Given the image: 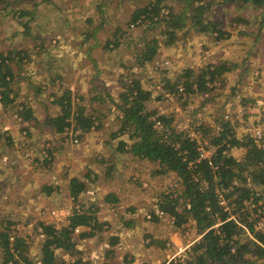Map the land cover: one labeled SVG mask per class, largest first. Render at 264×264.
<instances>
[{
  "label": "rangeland",
  "instance_id": "obj_1",
  "mask_svg": "<svg viewBox=\"0 0 264 264\" xmlns=\"http://www.w3.org/2000/svg\"><path fill=\"white\" fill-rule=\"evenodd\" d=\"M218 1L220 0H215V4L212 6V13L213 17L217 18L224 28L227 29L229 35L226 39L214 41L210 36L203 35L195 30H189L188 33L184 34L185 27L178 30L176 32L177 37L172 43L168 44L163 43L162 26L157 24L153 27L151 25L133 26L130 24L128 16L137 5L134 0L40 1L35 6L36 11H39L38 13L34 14L33 17L26 16L21 19L22 22H28L30 28L28 31H24L23 26L19 25L11 14L2 15L0 13V50L15 52L27 49L30 58L33 60L32 62H27L25 61L26 59L22 60L23 67L19 73V79L14 82V89L20 90L21 96H18L14 105L21 100H26V93L30 92V94L28 93L29 96L37 93V96L31 99V105L34 108V115L37 117V121H42L46 114L54 113L56 110V106L51 103L53 100L52 96H50L51 93L60 94L65 89H69V86L75 88L73 84L77 83L76 81H79V77L82 75L86 76V80L88 77L92 85L96 84L100 88L102 85L107 84V89H110L116 99L120 88L119 80L122 75L134 73L141 79L144 87L152 88L154 90L153 95H158L163 90L161 86V78L163 76L173 81L176 75L180 74L186 67L198 69L205 63H218L227 60L230 64L237 65L226 73V81L221 88L217 89L216 87L218 86H216L206 93L194 94L186 103L184 98L179 97L178 93L182 91L170 94L165 90L164 96L159 101L150 100L147 103V108L173 115L175 126L179 130L187 131L190 136H195L196 138H199V134L193 129V126L196 125H192L193 119H198V122H203L206 126L214 127L221 122L223 114L225 115L224 119L231 120L235 124L234 130L237 135L241 136L242 134L250 133L257 138L254 135L255 131L260 130L261 138H264V18L251 17V15L253 16L257 13L253 8L241 12L242 10H235L232 5L218 3ZM146 2L148 1L140 0L138 4L142 6ZM172 2L178 5L176 0H166L165 4H171ZM28 6L29 8L34 7L32 4ZM0 8H2L1 4ZM240 13L248 18L250 22L248 29H244L245 24L237 25L232 22L236 14ZM91 17L94 19L92 25L86 23V18ZM96 26L99 27L96 34L88 37V39L92 37L97 39V45L94 46L91 57L94 60L93 66L95 65L99 74L97 77L92 78L90 76H93L96 71L94 72L93 68L90 67L91 61L77 62V57L83 53V47H85L83 44V39L86 38L85 32L91 33L92 28ZM115 28H122L129 36L127 38L119 37L116 48L113 51H106L102 46L111 38V32ZM243 29L248 30V32L242 33L243 31L241 30ZM37 30H40L38 31L40 38H46L43 47H40L38 39L36 41L34 38L33 34L37 33ZM118 34H120V31H118ZM143 35L158 38L160 48L151 62L146 66L140 67L138 63H135L134 53L140 50L139 41ZM54 56L61 58L62 66H65L68 76H76L77 73L74 70H78L76 80L72 78H67V80L64 78L60 79L52 75L54 77L52 81H50V77H44L48 81H42L41 74L32 70L34 66L36 67L35 64L39 66L37 63L39 58L50 59ZM243 59H245L247 69H244L241 65ZM12 66L15 65L12 64ZM73 66L76 69H73ZM79 66L84 67L83 71L80 70ZM103 77L106 79V83L101 82L102 79L100 78ZM67 81H71L73 84H68ZM117 81L118 84L116 85ZM44 82H48V84ZM178 84L181 83L178 82ZM212 85H218V82ZM28 86H32L33 89ZM37 86H40L41 92H37ZM69 90L72 91V89ZM100 91L104 93L105 90L102 88ZM82 96L84 97V93L82 95L80 91H72V106L81 102ZM107 100L109 101L106 96L105 102ZM82 103L86 105L88 111L97 110L96 112L101 114L100 118L102 120L98 128L92 130L93 132L90 131V133L95 134H89L87 139L86 134L82 137L79 135L77 143H73L65 135L70 134V129L73 128L74 123H71L68 127L66 126L61 134L51 131L48 127H43L44 130L42 132L48 130L47 134L30 138L28 130H31V128L23 130L19 126H25V124H22L24 122L18 123L19 120L16 122V107L7 105L1 108L0 106V120L1 117L3 120V130L0 128V131H3V138L0 140V220L7 215L5 213L9 209H13L18 214L14 215L15 212H12L13 215L9 216L11 218L19 215L23 216L26 213H28L26 216H31L29 218L25 217V219L20 216L17 217V222L22 224L17 235L25 237L28 253H31V257L34 259L37 256L40 257L39 249L44 239L39 222L44 220L45 223H55L57 226H61L65 223L60 219L61 217L68 216L72 211L71 208L79 209L78 203L76 202L75 204L71 197L69 202L72 205L71 208L68 206L69 211L60 212L62 210L59 209L62 208L64 210L67 208L62 207V203H67V198H65L64 194L68 192L70 179L76 177L84 180V178L80 177V173L83 172L82 166L91 169L96 164L97 166L101 165L99 164V159L95 156V152L98 153L99 149L100 154L103 155L100 160H105V165L113 167L114 165L110 162L123 161V159L120 160L117 157L118 153L112 154L105 149L103 151L101 148L103 146L102 142H104L103 138L108 136L101 137L100 133H108V128H110L109 126L105 127L102 122L109 117L106 121L114 122L113 129L115 132L114 127L119 124L118 122L116 124V118H119L118 111L115 110L110 102L104 105L101 103V106L97 108L89 107L87 105L88 102L83 100ZM7 121L14 123L19 128L14 131L16 133L15 139H12L10 134H6V132L11 130L8 126L12 125ZM5 125L7 129H4ZM118 127L119 125L117 129ZM36 128L39 129L38 127ZM85 139L87 140L86 144L94 148L92 157H90V154H83L82 145ZM205 140L203 146L208 151V154H211L213 148ZM96 149L97 151H95ZM48 151H50L52 160L48 165H43L41 163L43 157H50ZM231 153L239 156L240 150L234 148ZM37 156H39L40 160L36 162L35 157ZM129 162L131 161L129 160ZM123 167H125L124 162L119 164L118 167H114L116 172L118 171L116 180L119 181V189L122 191L121 203L115 206L120 212L113 210V206L110 204L94 203L86 205V208L89 209L91 207V210L92 207L93 209L99 208L97 211L102 212L103 215L101 217L104 218L100 221L106 223L104 226L105 230L118 227L120 228L119 235L121 238L124 239L125 237L129 242V244H123L122 246L128 245L129 247L127 248H130L131 251L118 254L115 264L118 261L120 264H185L186 249L198 238L195 228L189 223L175 228L172 225V219L159 209V202L165 199L164 195L176 186L174 185L171 188V185L176 183L175 175L173 173H166L161 176L156 175L153 173V164L147 165V163L146 167L148 169L142 171L135 168V171L129 170L126 173L128 167L127 165L125 168ZM37 168H40V171L43 172L51 168H55V170L52 171L54 173L52 175L47 171L46 178H43V174L35 175L36 171H33L32 174L39 180H32V184L36 186L26 191V194L22 192V186L18 188L17 186L12 187L14 186L12 184L17 183L19 180L15 177L17 175H13V173H19L18 170L20 169L24 171L39 170ZM119 168L122 170V172L120 171L121 174H119ZM40 171L37 172L42 173ZM19 174L20 183H23V186L31 181L32 174H25L24 172ZM51 176H53V179L55 177V180H52ZM68 177L71 178L68 180ZM107 177L108 175L105 176V178ZM47 179L52 180L53 183H43ZM58 179L60 182H58ZM105 180L101 179L100 182L102 183ZM54 182L59 183V186L55 185L58 188L57 192L53 194V198L56 196L54 200H57L54 201L55 204H44L41 202L42 200L38 201L37 191L39 188L44 184L54 187ZM4 185L10 187L7 189L10 190V193L3 192ZM15 190H20V194H17ZM262 194L264 197V189ZM18 195H25L27 204L21 206L20 201H17L18 205L13 204L11 201H16L14 198H17L16 196ZM100 200L101 198L99 200L96 198L93 202ZM20 207L23 210H18ZM154 213L158 217L157 221L152 219ZM10 219L8 217L4 218V220ZM261 219L264 224V216ZM14 222L16 223V221ZM132 222L137 224L131 226ZM2 224L3 221L0 224V228L3 227ZM12 224L8 226V229ZM138 224H141V226H138ZM80 231L79 229L75 234ZM86 241L77 240V248L82 250L81 255L85 251L86 260L91 262L92 259L95 264L109 262L116 246L112 249L104 246L99 248V245L103 242L102 239L99 240V237H93L90 243H86ZM108 245L111 246L110 244ZM122 246L121 244L117 245V247ZM68 256L71 255H65L64 253L63 258L68 260ZM38 262L40 264V260Z\"/></svg>",
  "mask_w": 264,
  "mask_h": 264
},
{
  "label": "trees",
  "instance_id": "obj_2",
  "mask_svg": "<svg viewBox=\"0 0 264 264\" xmlns=\"http://www.w3.org/2000/svg\"><path fill=\"white\" fill-rule=\"evenodd\" d=\"M40 1L46 0H0V13L11 14L23 26L24 31H28V22H22L21 19L38 13L35 6ZM134 1L137 5L128 16L130 24L162 26L164 44L172 43L177 37L176 32L185 27L184 34L195 30L210 36L214 41L224 40L229 35L223 24L213 17L212 6L215 0H176L178 5L174 2L165 4L166 0H147L142 6L138 4L140 0ZM218 3L232 5L235 10H242L241 12L253 8L257 13L251 17L264 18V0H220ZM30 4L34 7L29 8ZM93 22L92 17L86 18V23L92 25ZM232 22L237 25L245 24L244 29L250 26L248 18L242 13L236 14ZM98 28H92L91 33L86 31L85 39L94 36ZM244 29L241 30L242 33H247L248 30ZM38 31L40 30L33 34L36 41L41 37ZM121 36L127 38L129 35L122 28H115L111 32V38L102 47L106 51H113ZM139 42L141 48L134 55L135 63L142 67L158 53L160 42L156 37L145 35L140 37ZM23 59L33 61L27 49L15 52L0 50V106L16 107V122H34L42 131L43 127H48L57 134L74 123V130H80V137L98 128L102 120L101 114L95 109L88 111L82 98L81 102L72 106V92L69 89L60 94L51 93V103L56 106V110L46 114L42 121H37L31 105V99L37 93L31 96L27 93L26 100L14 105L21 94L20 90L14 89V82L19 79ZM236 65L224 60L205 63L198 69L186 67L173 81L163 76V90L158 95H153L152 88L144 87L138 75L124 74L119 80L120 89L116 99L105 93L119 113V127L111 136L126 138L115 142L116 150L152 163L153 173L156 175L173 173L176 177V183L171 188L176 186L164 195L165 199L159 202V209L172 219L175 228L187 223L195 228L198 238L187 247L185 264H264V224L261 229L255 228L257 220L264 216V138L257 140L250 133L237 135L235 124L224 119V114L221 122L214 127L193 119L192 125L196 124L193 129L199 134V138H196L187 131L179 130L175 126L173 115L148 109L147 103L150 100L159 101L165 90L170 94L178 93V82L183 86L182 92L178 94L184 98L185 103L194 94L206 93L216 86L219 89L226 81V73ZM241 65L247 69L245 59ZM217 82L218 85H212ZM28 87L33 89L32 86ZM105 95L98 93L91 101L97 100L101 104ZM156 122L160 126H156ZM2 127L1 117L0 128ZM1 138L3 131H0V140ZM204 140L213 148L209 158H202L198 153V147ZM234 148L240 150L239 156L231 153ZM48 155L50 157H43L41 160L43 165H48L52 160L50 151ZM84 188V180L76 177L70 179L68 193L72 201L78 203L79 209L71 208L65 223L57 226L55 223L39 222L44 237L39 249L40 264H63L57 255L60 251L73 256V264H91L89 260L82 258L77 240L103 231L106 223L98 220L93 209L86 208L80 201ZM50 189L43 187L46 194ZM106 199L115 201L116 197L113 193H108ZM152 219L158 220L155 213ZM13 222L3 220V227L0 228L1 264H32L27 256L25 237L16 235L12 244L7 239L8 226ZM77 227L81 231L75 234L74 229ZM108 240L114 245L117 238L113 236Z\"/></svg>",
  "mask_w": 264,
  "mask_h": 264
},
{
  "label": "crops",
  "instance_id": "obj_3",
  "mask_svg": "<svg viewBox=\"0 0 264 264\" xmlns=\"http://www.w3.org/2000/svg\"><path fill=\"white\" fill-rule=\"evenodd\" d=\"M45 39L46 38H38V41H39L40 45H44L45 44V42H44ZM83 41H84L83 44L85 45V47H83V53L82 54H79V56L77 57V62H81V61L82 62L91 61L90 67L93 68L94 72L96 71V73L94 75L91 74L93 76H90V77L95 78L99 74V71L95 68V65L93 66L94 60L91 57V55L93 54L92 53L93 52L92 50H93L94 46L97 45V39L96 38L94 39L93 37L91 39H88V38L85 39L84 38ZM98 62H101V61H98ZM37 63L39 64V66H37V64H35L36 67L34 66L35 68L33 67L32 70H35V73L41 74V80L42 81L47 80L44 77H50V81H52V78H54L52 75H54L56 77H59L60 79L61 78H64L65 80H67V78H72L73 80L74 79L76 80V78H77L78 70H74L77 73L76 76H72V75L71 76H68L69 75L68 74V71L66 70V68H64L65 66H62L61 58H59V56H54L53 58H50V59H48V58H46V59L39 58ZM53 65H55V66H53ZM79 68H80L81 71H83V69H84V67H82V66L81 67L79 66ZM73 69H76V68L73 66ZM100 79H102L101 82L106 83V79L104 77L103 78H100ZM88 80H90L88 77H87V80H86V76H83L82 75L81 77H79V81L77 80L76 81L77 83H75V84H73L71 81H67V82H68V84H73L75 86V88H71L70 86L68 87L69 89H72L73 92L80 91L82 93V95L84 93V97L82 96L83 101L84 102H88L87 105H89V107L92 106L93 108H97V107H100L101 106L100 103H99V101H97V100L91 101V100H93V97H95L96 94L102 92V91H100L102 88L105 90L104 93L102 92V95L103 96L105 95L106 92L109 93V95L113 96V94L110 91V89L109 88L107 89V87H108L107 84L102 85L101 88H100V87L96 86V84L95 85L94 84L92 85L91 84V80L89 82H88ZM85 82H88V83H85ZM44 83L45 84H48V82H44ZM117 84H118V81H117L116 85ZM38 89H39V92H41L40 86H38ZM28 93L30 94V92H28ZM20 96H21V94H20ZM106 96L107 95H105L104 102H102L103 105L109 102L108 100H107V102H105ZM111 109H110V111H111ZM32 110H34L33 106H32ZM112 113H113V111H112ZM108 119H109V117L105 118L103 120V122H102V124H104L105 127L106 126H109L110 128H108L109 129V132L108 133H104V134L100 133L101 137L108 136L106 138L105 137L103 138L104 139V142H102L103 143V146L101 148L103 149V151L105 149L106 151L111 152L112 154H114L115 152L118 153V156L117 155L116 156L120 160L123 159V161L122 162H115V161L114 162H110V163H112L114 165L113 167L112 166H109V165H105L104 164V161L105 160L104 161H101L100 160L103 155L100 154V149H99V152L98 153L95 152V154H96L95 156L97 157V159H99V162H100L99 164H101L100 166H97V164H96V166H94V168L92 167L91 168L92 170H91L89 168H84V166L81 165L83 172L80 173V177L84 178V181H86L87 179H89V180L87 182H85V188H84V190L80 194V201L85 205V207L88 204L89 205H92L94 203H96V204H106V205L107 204H110L111 206H113V210L119 211L115 206L118 205V203H121L120 197L122 195V191L119 189V181L116 180V178L118 177L117 176V172L118 171L116 172V170L114 169V167H118L119 164H122L124 162L125 163V167H126V165L128 167V170L126 172V173H128L129 170H134L135 171V168H138V170H140V171H142L144 169L147 170L148 168L146 167V163H147V165H151L152 163L150 164V162H148L145 159H139L137 157H133L129 153H125V152L124 153H119L116 150V144H115V142L119 141L120 139H125V138H123V136H120V137L111 136V132H114V129H113L114 122L113 121L107 122L106 120H108ZM7 122H10V121H7ZM117 122L119 123V119L116 118V124H117ZM10 123L12 125L11 126H8V128H10L11 130H9L8 132H6V134L7 135L10 134V137H12V139H15L16 133L14 131L16 129H19V128H22L23 130L24 129L25 130H28V128H31V130H28V135H29L30 138L35 137V136H38V137L39 136H43V135H45V134L48 133L47 132L48 130H45L44 132H42V129H40V128L37 129L35 127V123H33V124L30 123L29 124L27 122H24L22 124H25V126H19V128L14 123H12V122H10ZM18 125H20V124H18ZM118 125L119 124H117V126ZM117 126L114 127L115 130H117ZM4 129H7V126L6 125L4 126ZM92 130H94V129H92ZM89 134H92L93 135L95 133H90V132L86 133V139L88 138ZM86 139L84 141V144L82 145V147H83V154H90V157H92V153L94 151L93 150L94 148H92L93 146L90 147L88 144H86L87 143V140ZM100 146H101V144H100ZM95 151H97V149ZM113 156H115V155H113ZM126 159H127V161H125ZM39 160H40L39 156L35 157V161L36 162L39 161ZM129 160L131 162H129ZM125 167H123V168H125ZM37 169H39V170H25L24 171V170H21L20 169L18 171H19V173H23L24 172L25 174L26 173L27 174H32L33 171H36V174L35 175H38V174L39 175H42L43 174V178H46L47 171L50 172V175H52V173H53L52 171L55 170V168H51L49 170L44 169V170H46V172L44 171L45 172V174H44L43 171H40L41 170L40 168H37ZM37 171H40L42 173H38ZM120 171L122 172L121 168H119V174H121ZM19 173H17V172H16V174L13 173V175H17L15 177H17L19 180L17 181V183L12 184V185H14L12 187H16L17 186V188H18V187H21L22 186L21 187V189L23 190L22 192L24 194H26V191H29L30 189H33V187L36 186V185L32 184V180H37L38 181L39 179L35 178V176L32 174V177L30 178L31 181L29 183L25 184V186H23V183L22 184L20 183V174ZM104 173H106V174H104ZM104 175L105 176L108 175V177L105 178ZM120 176H122V175H120ZM51 178H52V180H55V177L53 179V176H51ZM70 178L68 177V180ZM101 179L102 180H105L106 179V180L101 183L100 182ZM52 180H50V179L48 180L47 179V180H44L43 183H46V184L53 183ZM58 182H60L59 179H58ZM58 182H54L55 183L54 184V187H52L50 185H46V184L42 185L39 188V190L37 191V196H39L38 201H41L42 200L41 202L44 203V204H49V203H50V205L55 204L54 201H57V200H54L56 198V196H55V198H53V194L57 192V189L58 188L55 185L59 186V183ZM44 186H50L51 189H50V192L48 194H46L45 191L43 190V187ZM9 188H10L9 186L4 185L3 186V192L10 193V190H7ZM64 188H66V187L64 186ZM15 191H16L17 194H20V190H15ZM108 193H113L114 194V196L116 197L115 201H111V200L108 201L106 199V195ZM64 195H65V198H67V203L66 202H63L62 203L63 204L62 207H67V208H65L64 210L62 208H59V209L62 210L60 212H64V211L65 212L66 211L68 212L69 211V208H71V205H72L69 202V198H70L69 193L67 192ZM16 197L17 198H14V200H16V201H11V202H13V204L15 203V204L18 205L17 201H20L21 204L20 203L19 204L21 206L24 205V204H27V198L25 197V195H21V196L18 195ZM96 198L98 200L101 198V200L100 201L93 202V201H95ZM3 203H4V200H3ZM37 205H40V204H37ZM68 206H69V208H68ZM92 209H93V207H92ZM98 209H99L98 207H96L95 209H93V214L97 217L98 220H103L104 218L101 217L103 214H102V212L97 211ZM18 210H23V209H22V207H20ZM7 211L8 212L5 213L7 215L4 216V217H2V219L0 220V224L2 223V221L4 220L5 217H8L10 219L11 217H9V216H12L13 215L12 212H15L14 215L17 214L16 211H13V209H9ZM21 213H24V212H21ZM27 214L28 213H26L23 216H21V215H19V216L22 217L23 219H25V217L26 218L31 217V216H29V217L26 216ZM3 215H4V210H3ZM19 216H15L14 218H11L12 221H16L17 222L18 220H16V219ZM33 216H35V214H33ZM66 218H67V216L61 217L60 219H62L63 222H66ZM133 219H136V218H133ZM136 224L137 223H133L132 222L131 223V226L132 225L134 226ZM138 226H141V224H138ZM119 229L120 228H118V227H116L114 229H110V230L103 229V231H101L99 233H96L95 235H93L91 237H88V238H85L83 240H87L86 243H90V241H91V239L93 237H99V240L100 239L103 240V242L101 243V245H99V248L101 246H104V247H107V248H110V249L114 248L115 246L117 247V245H119V244H121V246L123 244H129L128 240L125 237H124V239L121 238V236L119 235L120 234L119 233ZM125 235H128V234H125ZM113 236H115L117 238V241H116V243L114 245H112L109 242V240H108L109 238H111ZM37 238H38V236H37ZM41 242H42V240H41ZM84 243H85V241H84ZM108 244H110L111 246H109ZM116 247H115V250L116 251L114 250V252L111 254L113 256L111 257V259L109 260V262L104 263V264H115V260H116L118 254H120L122 252L123 253H126L128 251H131L130 248H127V247H129L128 245H124L122 247H117V248ZM117 250H118V252H117ZM80 251H82V250H80ZM66 254L69 255L68 253H65V255ZM31 255H32L31 253H28L27 254V256L30 257V260H31L32 264L33 263L39 264L38 258H40V257L37 256L34 259L33 257H31ZM57 255L60 258V260L63 261V264H73V261H74V258L73 257L68 256L69 259L68 260H65L63 258L64 252H61V251L60 252H57ZM82 255H83L82 258L85 259V257H86L85 251H84V253ZM0 259H1V248H0ZM36 259H37V261H36ZM89 259H91V258L89 257ZM0 264H1V260H0ZM91 264H95L94 260L92 261V259H91ZM117 264H120L119 261H118Z\"/></svg>",
  "mask_w": 264,
  "mask_h": 264
},
{
  "label": "built area",
  "instance_id": "obj_4",
  "mask_svg": "<svg viewBox=\"0 0 264 264\" xmlns=\"http://www.w3.org/2000/svg\"><path fill=\"white\" fill-rule=\"evenodd\" d=\"M177 88H178V91H182V85L181 84H177ZM156 126H160V123L156 122ZM70 130H69L70 131L69 135L65 134L66 137H68V139L70 141H72L73 143H77L79 140L78 136L80 134V130L79 129L74 130V125H73V128ZM71 132L72 133L74 132V134H72ZM254 135L257 137V139H262L260 130H256ZM72 137H73V139H72ZM198 153H199V156L202 158H209V156H210V154H208V151L204 148L203 144H200V146L198 147ZM221 203H223V202H221ZM21 227H22V224H20L18 222H16V223L14 222V224H12V226H10V228L8 229L7 239H8L10 244L13 243L14 238L17 235V232L20 230ZM262 227H263V221L260 218L257 220V222L255 224V228L261 229ZM79 229H80L79 227L75 228L74 232H78ZM9 264H11V262Z\"/></svg>",
  "mask_w": 264,
  "mask_h": 264
}]
</instances>
